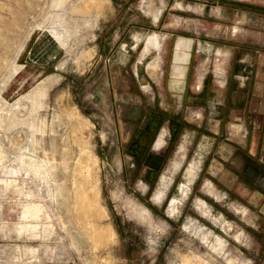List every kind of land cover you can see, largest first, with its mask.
<instances>
[{
	"label": "rangeland",
	"instance_id": "374dc122",
	"mask_svg": "<svg viewBox=\"0 0 264 264\" xmlns=\"http://www.w3.org/2000/svg\"><path fill=\"white\" fill-rule=\"evenodd\" d=\"M0 264H264V0H0Z\"/></svg>",
	"mask_w": 264,
	"mask_h": 264
},
{
	"label": "bare ground",
	"instance_id": "6f19581e",
	"mask_svg": "<svg viewBox=\"0 0 264 264\" xmlns=\"http://www.w3.org/2000/svg\"><path fill=\"white\" fill-rule=\"evenodd\" d=\"M218 11H220V10L218 9ZM219 14H221V12H219ZM171 85L173 88L177 89L176 85H174V84H171Z\"/></svg>",
	"mask_w": 264,
	"mask_h": 264
},
{
	"label": "flooded vegetation",
	"instance_id": "af4514ba",
	"mask_svg": "<svg viewBox=\"0 0 264 264\" xmlns=\"http://www.w3.org/2000/svg\"><path fill=\"white\" fill-rule=\"evenodd\" d=\"M213 112H214V110H213Z\"/></svg>",
	"mask_w": 264,
	"mask_h": 264
}]
</instances>
